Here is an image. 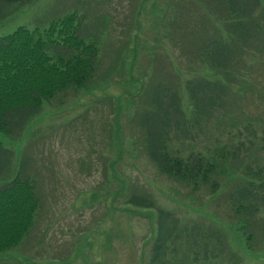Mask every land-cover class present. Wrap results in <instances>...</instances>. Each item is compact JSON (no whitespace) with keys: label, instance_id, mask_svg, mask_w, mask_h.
<instances>
[{"label":"rangeland","instance_id":"1","mask_svg":"<svg viewBox=\"0 0 264 264\" xmlns=\"http://www.w3.org/2000/svg\"><path fill=\"white\" fill-rule=\"evenodd\" d=\"M199 1L0 0V37L19 26L45 28L53 19L78 10L84 15L85 33L96 32L99 38L102 60L95 87L69 93L54 103L46 101L19 139L1 136L4 146L14 152L12 174L32 160L30 173L39 180L43 206L23 243L0 254V260L6 264H149L157 236V210L128 200L138 193L151 195L187 224L198 221L224 230L228 241L224 256L206 259L204 249H191L188 264H264V207L253 216L238 213L230 200L236 183L229 174L223 177L228 184L217 194L192 192L161 174L144 147L139 126L145 119L142 109H150L156 89L186 82L200 68L199 76L214 75L199 67L192 53L175 46L167 28L173 6L194 5L193 16L209 17L197 5ZM262 41L244 68L247 81L237 88L230 116L227 112L226 118L215 120L191 146L180 145L182 149L205 146L211 153L224 149L226 155L234 151L237 155L241 138L249 146L242 147L238 160L229 165L234 170L244 162L264 166V149L257 139L248 141L252 135L244 129L246 122L251 123L264 145ZM181 93L188 114L184 87ZM89 114L90 122L84 121ZM245 218L252 249L243 235Z\"/></svg>","mask_w":264,"mask_h":264},{"label":"trees","instance_id":"2","mask_svg":"<svg viewBox=\"0 0 264 264\" xmlns=\"http://www.w3.org/2000/svg\"><path fill=\"white\" fill-rule=\"evenodd\" d=\"M201 1V5L196 4L204 7L209 17L201 13V18L193 16L197 8L191 1L194 5L188 8L173 6L167 15V28L174 45L192 53L199 67L210 69L214 75L199 76L200 68L184 84L179 81L167 89H156L150 109H142L145 119L139 126L144 147L161 174L192 192L217 194L228 184L223 177L229 174L236 183L230 191L232 204L238 213L253 216L264 207V166L244 162L234 170L229 165L238 160V151L249 145L238 138L237 155L236 151L226 155L224 149L211 153L205 146L186 151L180 145H190L215 120L226 118L227 112L230 116L237 88L247 81L244 68L248 59L252 61V54L263 44L264 0ZM84 25V15L72 10L45 28L19 26L0 37V254L23 243L43 206L39 180L30 173L32 160L27 168L12 174L14 152L4 146L1 136L19 139L46 101L54 103L69 93L95 87L102 63L100 41L96 32L85 33ZM183 87L188 114L183 108ZM83 120L90 122V114ZM251 126L244 124L252 135L248 141L255 143L257 139L256 144L264 149ZM128 200L157 210V236L149 264H188L189 251L197 252L198 248L204 249L206 259L224 256L228 241L221 227L198 221L187 224L151 195L133 193ZM243 222V235L252 249L247 219ZM5 261L0 260V264Z\"/></svg>","mask_w":264,"mask_h":264}]
</instances>
